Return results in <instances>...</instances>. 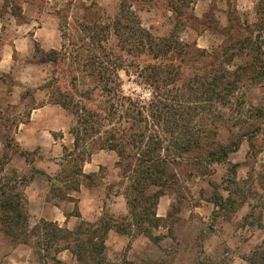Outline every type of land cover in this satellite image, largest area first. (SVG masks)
<instances>
[{"label": "rangeland", "instance_id": "rangeland-1", "mask_svg": "<svg viewBox=\"0 0 264 264\" xmlns=\"http://www.w3.org/2000/svg\"><path fill=\"white\" fill-rule=\"evenodd\" d=\"M182 1L183 5L178 3L181 11L177 19L167 6L170 0H133L129 7L139 25L153 36L166 37L173 29L176 38L189 50L197 48L205 51L204 55L195 53L198 56L194 59L186 55L185 60L193 62L187 65L181 63L183 67L177 74L168 76L167 82L158 83L161 87L156 96L164 98L163 104L172 106L174 102L176 110L165 111L163 105L153 107L150 103L155 91L138 74L146 64H168V56L156 61L145 54L127 56L125 67L119 70L121 94L146 107L143 114H135L141 119L147 117L145 121L140 120L139 126L147 133L159 135L169 153L177 152L169 145V133L177 138L181 135L179 131L182 132L189 122L194 133L205 130L207 138H215L224 144L235 140L237 149L229 153L228 162L208 163L201 157L202 163L198 164L191 163V159L200 153L181 152L176 165L182 182L181 197L168 192L160 197L157 206V213L172 229L168 232L165 224L154 229L153 235L161 236L155 241L144 235L135 238L109 232L106 239L108 264H143L144 261L196 264L198 257L216 264H248L242 256L264 238V229L256 226L260 213L264 222V68L262 71L255 67L248 54L236 49L239 48V38L256 35L255 42L264 53V0ZM119 4L120 0H0V136L3 123L8 121L15 141L18 139L19 149L29 150L34 159L33 165L48 175L53 176L68 165L65 153L72 148L69 128L74 124V116L56 104L46 103L44 107L33 110L27 122L24 121L25 108L46 99L48 88L44 86L53 75L59 76L61 71L68 69L72 70L71 74L81 75L80 70L74 69V62L68 65L53 62L48 57L51 50L63 48V43L66 49L71 46L64 34L73 32L76 39L80 34L79 23L87 24L94 17L103 21L113 20L119 13ZM229 16L235 25L231 27L230 40H225L223 31L229 26ZM114 40L111 35L107 45L118 50ZM225 43L227 57L223 58L231 60L226 66L240 71L241 81L229 95L226 105L218 103L211 108L208 103L198 101L193 103L198 108L190 112L185 100L191 93L183 85L186 78L194 70L201 72L210 61L221 59ZM232 54L233 59H228ZM169 56L175 58H172L173 63H179L173 53ZM63 74L69 75L66 71ZM62 80L59 84L64 85ZM197 95L204 97L201 93ZM153 109L162 115L148 116ZM119 114L125 115L123 112ZM14 118L22 121L16 125ZM127 122L130 123V120ZM127 122L121 121L120 126L127 127ZM146 124L149 125L147 129ZM214 132L215 137L212 135ZM3 152L0 138V160ZM162 152L166 153L165 150ZM93 153L83 163L84 172L96 171L100 180H115V152L95 150ZM8 155L9 161L0 175L11 174V170L27 175L30 165L12 150H8ZM236 162L240 165L235 168L234 174L230 164ZM35 175V181L27 190L32 209L29 213L31 223L43 217L67 227L69 219L73 228L80 220L89 221L99 216L103 208L115 216L128 214L121 190L113 188L105 194L101 187L88 189L81 186L79 193L71 191L69 198H59L49 191L44 175ZM214 185L219 187L224 198L231 191L235 203L211 214L215 208L210 202ZM10 245L8 239L0 235V256L9 253ZM59 257L66 264L74 262L67 252L59 254Z\"/></svg>", "mask_w": 264, "mask_h": 264}, {"label": "trees", "instance_id": "trees-1", "mask_svg": "<svg viewBox=\"0 0 264 264\" xmlns=\"http://www.w3.org/2000/svg\"><path fill=\"white\" fill-rule=\"evenodd\" d=\"M132 1L120 0L119 13L111 21H103L99 17H94L89 19L87 24L79 23L80 34L76 36V39L73 32L64 34L71 46L66 49L63 43V48L51 50L48 57L53 62L57 61L68 65L69 62H74V69L80 70L81 75L71 74V69L61 71L62 74L59 76L58 74L57 76L53 75L51 81L44 86L48 88L46 99L40 103L34 102L25 108L24 121L29 120L33 109L46 103L56 104L74 116V124L69 128V133L72 136V148L65 153L69 159L67 160L68 165L53 176L46 174L33 165L34 159L30 156L29 150L19 149L8 121L3 123V126L1 125L3 130L0 138L3 142L4 152L0 160V172L4 170V165L9 161L8 150L14 151L30 167L27 175L18 174L15 170H11V174L0 175V235L13 245H29L41 264H62L57 255L64 250L73 256L76 264H108L106 239L110 231L134 237L144 235L151 240H158L161 236H154L153 230L165 224V218L157 215L160 197L171 191L177 197H181L179 195L182 182L176 169L177 159L181 157V152L200 153V156L191 159V163L198 164L202 163L201 157L208 163L228 162L229 153L237 149L235 140L224 144L215 138H207L205 130H197L201 131L199 134L194 133V128L189 122L183 128V133L179 131L181 135L177 138H173L172 132L169 131V145L177 151L173 154L164 147V140L159 135L147 133L145 128L141 129L140 120L145 121L147 117L144 116L141 119L135 114H143V109L146 107L123 96L120 89L119 70L125 67L127 56L134 57L145 54L153 61L169 57L168 64L163 62L162 64L160 62L146 64L140 68L138 74L155 91L150 104L153 107L163 105L166 108L165 111L172 112L171 110H176L173 107L174 102L172 106H169L166 103L163 104V97L156 96V91L160 92L159 87H161L158 83L161 84L163 80L167 82L168 76L177 74L183 67L182 64L187 65L193 62L189 59L186 61V55L188 58L194 59L198 56L195 53L204 55L205 51L197 48L189 50L185 43L176 38L173 29L166 37L153 36L147 29L139 25L137 17L129 11ZM179 2L183 5L182 0H170L167 4L170 11L174 13L175 19L179 16L178 12L181 11ZM183 19L185 20L184 16ZM228 22L229 26L224 27L223 31L225 40H230V30L235 25L231 16L228 17ZM111 35L115 38L118 50H113L114 47L111 48L107 45ZM257 37L255 35L252 38L248 36L239 38V48L236 49L238 52L248 54L253 65L263 71L264 53L261 46L255 42ZM227 43L222 46L220 53L223 60L219 57L217 62L210 61L205 64L201 72L194 70L195 72H191L186 78L183 85L191 93L186 96L185 100L190 112L198 108L195 106L196 104H193L198 101L208 103L210 107L218 103L226 105L229 103V95L234 92L237 83L241 81V72L228 69L226 65L231 60L223 58L227 54L225 51ZM170 53L177 56L176 61L179 63H173L172 58L174 57H170ZM233 57L232 54L228 59H233ZM193 65L194 63H192ZM64 71L69 75L65 76ZM61 79H63L64 85L59 84ZM200 93L204 97L197 95ZM171 99L177 101L176 98ZM119 112H123L125 115L120 116L122 114ZM160 114L162 115L153 109L148 116L154 115L155 117ZM1 115L0 111V119H2ZM13 120L16 125L22 121L16 120V118ZM129 120L130 123L127 122ZM121 121L127 122L128 126L121 127ZM147 126L149 127V125L146 124V129ZM215 133H212L214 137ZM95 150L115 152L117 157L115 162L117 178L115 180H100L97 178V172L85 173L83 171V163ZM163 150L166 153H163ZM230 165L235 174V168L240 163L236 162ZM37 173L45 176L49 191L59 198H69V193L78 191L81 185L100 186L105 190V194H108L113 188H116V191L121 190L128 214L115 216L103 208L98 218L89 221L80 220L71 229L45 218H39L31 223L26 207L24 188ZM227 190L229 191L228 188ZM210 202L215 206L211 214L232 207V204L235 203L231 198V191L224 198L219 192V187L215 185ZM261 215L260 213L256 220V226L264 229ZM166 226L170 232L172 228ZM242 259L248 264H264V238L259 245L242 256ZM143 264L158 263L144 261ZM196 264L216 263L198 257Z\"/></svg>", "mask_w": 264, "mask_h": 264}, {"label": "crops", "instance_id": "crops-1", "mask_svg": "<svg viewBox=\"0 0 264 264\" xmlns=\"http://www.w3.org/2000/svg\"><path fill=\"white\" fill-rule=\"evenodd\" d=\"M42 107H44V106H42ZM35 109H37V108H35ZM35 109H33V110H35ZM39 109V108H38ZM32 110V111H33ZM32 111H31V114H30V117H29V120L31 119V115H32ZM28 120V121H29ZM27 121V122H28ZM17 128H19V125L17 126ZM16 140H17V142H18V139L16 138ZM100 151V150H99ZM106 151V150H105ZM94 155V153H92L91 154V156H90V158L92 157ZM100 167V166H99ZM84 171V170H83ZM91 172H96V171H91ZM35 179H36V175H34V177H33V179L30 181V183L29 184H27L26 186H25V188H24V195H25V198H26V200H28V201H26V204H27V209H28V212L29 213H31V211H32V209H31V205H30V203H29V197H28V193H27V190H28V188H30L31 187V185H32V183L35 181ZM45 180H46V178H45ZM110 181V180H109ZM47 183V182H46ZM81 186H83V185H81ZM81 186H80V188H79V190L78 191H76V192H80L81 191ZM85 187H87L88 189H90V188H92V187H100V186H85ZM102 188V187H101ZM104 193H105V190H104ZM107 209V208H106ZM102 211H103V209H102ZM111 212V211H110ZM113 213V212H112ZM101 215V214H100ZM99 215V216H100ZM157 215L159 216V214L157 213ZM99 216H97V217H95L94 219H96V218H98ZM263 217H264V214H263ZM41 218H43V217H41ZM46 219V218H45ZM94 219H92V220H94ZM70 220L68 219L67 220V223H66V225H67V227L68 228H71V224H69L70 222H69ZM110 232H113V233H115V235L116 236H124V235H120V234H117L116 232H114V231H110ZM138 237V236H137ZM136 238V237H135ZM10 243V242H9ZM63 252H67L69 255H70V257H71V259L76 263V261H75V259L73 258V256L68 252V251H66V250H64V251H61V252H59L58 253V258L61 260V262H62V264H66V262L64 261V259L63 258H61V257H59V254H61V253H63ZM71 261V260H70ZM74 262H72L73 264H74ZM70 263V262H69ZM0 264H41L39 261H38V259H37V257H36V255H35V252H34V250L29 246V245H25V244H16V245H13V244H11L10 245V250H9V253L7 254V255H1L0 256Z\"/></svg>", "mask_w": 264, "mask_h": 264}]
</instances>
